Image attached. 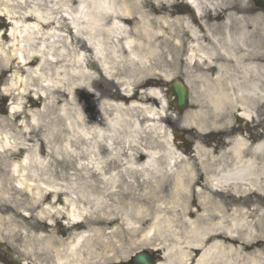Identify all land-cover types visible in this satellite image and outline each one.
<instances>
[{
    "label": "bare ground",
    "instance_id": "obj_1",
    "mask_svg": "<svg viewBox=\"0 0 264 264\" xmlns=\"http://www.w3.org/2000/svg\"><path fill=\"white\" fill-rule=\"evenodd\" d=\"M191 1L0 0V243L19 264H264V129L239 128L264 121V10Z\"/></svg>",
    "mask_w": 264,
    "mask_h": 264
},
{
    "label": "rangeland",
    "instance_id": "obj_2",
    "mask_svg": "<svg viewBox=\"0 0 264 264\" xmlns=\"http://www.w3.org/2000/svg\"><path fill=\"white\" fill-rule=\"evenodd\" d=\"M252 1H253L252 4L255 6L254 0H252ZM175 5H176L175 8H177L179 10H182L184 13L185 12L193 13V9H191V7H188V6H187L188 8L187 7H184L185 4L180 3V0H176V4ZM189 10H191L192 12L189 11ZM10 75H11L10 73H7L5 75L0 76V87H2L3 85H5L6 78L9 77ZM176 78H179V79L183 80V77H176ZM162 90H159V91L160 92H163L162 94L164 95V98L167 101H169V104H170V108L168 109L169 114L172 117H174V118L177 115L178 116H181L183 113L178 112L173 107L172 101L169 100V98H168V94L167 93H168V90H169V83L163 85V89ZM189 98H190V93H189ZM12 102H13L12 97L7 96L6 99H5V98H3V96L0 93V117L7 115L8 110L11 109ZM96 104H97V102H96ZM96 104H95V102L93 103V101H92L90 103V106L92 105V107H95ZM188 108H191L190 100H189V106H188ZM158 109L161 110V106L158 107ZM261 115L262 114H260V119H262V116ZM253 123L254 122H249V123H247L244 126L239 125L240 130L242 132H244V134L247 133V135L251 137V140L255 136H258V138H259L261 136V134H262V130L264 129L263 128L264 127V121H262L258 125V128L256 129L257 135L256 134L254 135V131H253L254 130V128H253L254 127V124ZM173 129L174 128H171L170 131L172 132ZM193 132H195V131H193ZM176 133L178 134V137L180 138L181 141L188 140V142H190L189 148H192L193 147L194 138L191 137V133L190 132H188V131L183 132L182 129L180 127H178L176 129ZM223 134L222 133H219L218 130H212V133H210L208 136H206V138L209 139V140H214L215 143H216V145H218V146H223V144H224L223 143ZM255 199H258L262 204H264V196H262V197H258L257 195L256 196H253L252 197V200H255ZM41 211H42V208H39L36 211V213L40 214ZM67 222L68 221L66 219L64 221H61L60 220L59 225H57L56 227L58 229L67 228L66 227ZM142 250H147L149 252L157 253V255L155 256V258L157 260H159L161 258V253L157 249L153 250V248L152 249L142 248V249H139L138 251H142ZM138 251H136L135 254ZM26 258H27V254H25V251L24 250H21V247L18 248V249H15L13 247L6 246V245H3V244L0 243V264H19L20 262H23L24 260H26ZM129 263H133V262L131 260H129V261L123 262L121 264H129Z\"/></svg>",
    "mask_w": 264,
    "mask_h": 264
},
{
    "label": "water",
    "instance_id": "obj_3",
    "mask_svg": "<svg viewBox=\"0 0 264 264\" xmlns=\"http://www.w3.org/2000/svg\"><path fill=\"white\" fill-rule=\"evenodd\" d=\"M255 4L264 9V0H255ZM175 97L174 107L183 112L188 107L189 92L180 80L175 79L170 83L169 97ZM134 264H156V260L151 254L145 251L138 252L133 257Z\"/></svg>",
    "mask_w": 264,
    "mask_h": 264
}]
</instances>
